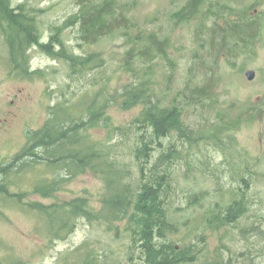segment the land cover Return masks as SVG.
Instances as JSON below:
<instances>
[{"label":"rangeland","instance_id":"374dc122","mask_svg":"<svg viewBox=\"0 0 264 264\" xmlns=\"http://www.w3.org/2000/svg\"><path fill=\"white\" fill-rule=\"evenodd\" d=\"M86 1L12 0L35 15L40 44L59 51L57 42L62 41L67 53L80 58L95 54L104 65L74 73L69 60L35 44L26 53V72L16 70L0 28V161L20 152L28 134L45 125L58 106L80 114L83 102L86 106L106 87L113 125L89 130L90 138L110 137L117 144L112 157L126 164L133 175L128 180L137 188L142 158L134 147L144 106L123 108L124 97L118 94L127 83L151 79L152 101L180 106L193 137L192 142L179 141L183 159L174 161L166 197L178 228L165 231L163 240H172L176 249H194L192 263L185 264H264V0H202L190 17L181 14L189 0H114L115 10L122 8L132 27H118L95 42L82 38L80 14ZM236 23L252 26L245 41L213 38L216 28ZM150 34L167 39L165 53L154 51L151 63H143L136 54ZM131 49L133 60L125 67ZM249 69L256 71L253 80L246 76ZM198 87L207 90L205 95L190 99ZM177 138H163L149 165ZM36 164L23 169L21 177L7 179L19 196L0 198V264H75L87 254L98 258L96 264H151L140 246L131 247L125 221L110 228L104 220L80 216L73 229L55 237L45 207L84 198L100 213L107 174L91 168L78 175L65 169L56 173L44 161ZM58 176L51 196L33 190L41 179ZM242 195L248 210L236 223L207 226L204 218L216 203L227 205Z\"/></svg>","mask_w":264,"mask_h":264},{"label":"trees","instance_id":"16d2710c","mask_svg":"<svg viewBox=\"0 0 264 264\" xmlns=\"http://www.w3.org/2000/svg\"><path fill=\"white\" fill-rule=\"evenodd\" d=\"M100 3H94L93 0L84 3L86 6L80 14V20L82 38L85 41L95 42L101 37L112 34L115 29L123 25L126 31L132 27L129 19L124 16L122 8L120 12L115 10L114 0ZM89 4L92 6L88 7ZM201 4L202 0H189L181 13L182 16L190 17L193 12L199 10ZM0 28L7 36L14 68L26 72L28 69L26 53L32 45L40 44L35 15L22 5L14 6L12 0H0ZM251 29L252 26L243 23L231 24L229 29L216 28L213 38L220 36L222 43L227 36L245 41L251 36ZM57 43L61 46L59 51L52 49L51 44L40 45L54 57L69 60L74 73H78L79 69L82 71L91 69L94 64L104 65L99 64L101 59L95 54L80 58L67 53L62 48L64 47L62 41ZM143 44V48L138 50L136 56L143 63H151L153 60L151 55H154V51L159 54L165 53L167 39L161 40L155 34H150ZM134 52V49L127 52L125 67L132 62ZM152 83L151 79L146 82L140 80L139 84L134 85L127 83L123 87L125 90L118 94L124 97L120 103L123 108H131L139 104L144 106L141 118L138 119L139 142L134 147L137 157L142 158L137 188L128 180L133 175L127 170L126 164L112 157L113 149L117 150V144L111 143L110 137L95 142L90 138L89 130L98 126L110 129L113 125L108 113L109 93L105 87L94 93L86 106L83 102V106H80L82 114H75L67 107L58 106L57 110L52 111V116L45 125L28 134V141L20 152L10 160L0 161V198L10 199L13 195L19 196V191H11L13 182L7 179L11 175L21 177L24 173L22 170L36 166L38 160L41 164L44 161L45 165L55 169L56 173L62 169L70 171L73 175L83 173L89 168L103 171L107 174V188L100 213H96V209H92L84 198H76L62 206L45 207L43 211L48 214L53 235L59 238L62 233L73 229L74 219L80 216L87 217L90 221L104 220L110 228L113 222L125 221L128 234L132 237L131 247L140 246L149 263H192L194 249L191 251L189 246L176 249L172 240H163L166 237L165 231L174 232L178 228L169 214V202L166 201V197L172 188L174 161L183 159V154L178 148L179 141L183 142L182 144L192 142V130L184 124L183 109L180 106L161 107L159 103L152 101L150 88ZM206 91L198 87L193 90L190 99L203 97ZM118 96L115 95V98ZM78 103L81 105V102ZM114 128L121 129V127ZM149 129L152 130L151 133ZM109 132L112 133L110 130ZM171 134L178 135V138L164 148L153 164L149 165L152 151L161 149L163 138ZM59 178V176L51 180L43 178L34 185L33 190L44 196H51L53 193L51 191L55 189ZM247 210L246 198L242 195L227 205L221 206L220 203H216V206L206 213L204 222L211 228L232 225ZM97 259L93 254H87L86 257L78 259L77 263L74 261L73 263L96 264Z\"/></svg>","mask_w":264,"mask_h":264},{"label":"water","instance_id":"95a60500","mask_svg":"<svg viewBox=\"0 0 264 264\" xmlns=\"http://www.w3.org/2000/svg\"><path fill=\"white\" fill-rule=\"evenodd\" d=\"M246 76L248 77L249 80H253L256 76V71L253 70V69H249L247 72H246Z\"/></svg>","mask_w":264,"mask_h":264}]
</instances>
